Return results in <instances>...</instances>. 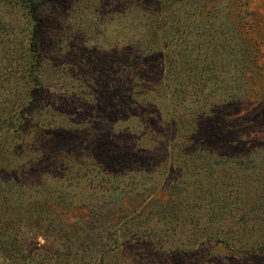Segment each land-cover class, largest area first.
<instances>
[{
    "label": "rangeland",
    "instance_id": "374dc122",
    "mask_svg": "<svg viewBox=\"0 0 264 264\" xmlns=\"http://www.w3.org/2000/svg\"><path fill=\"white\" fill-rule=\"evenodd\" d=\"M22 1L0 0V66L25 59L35 29L39 87L33 104L29 87L15 102L24 133L0 125V180L10 179L0 198L28 207L14 222L15 248L0 244V264H264V0L225 7L238 28L226 36L251 49V64H239L254 66L246 95L223 111L211 106L214 115L199 117L195 140L179 149L213 158L200 161L164 148L174 132L161 95L154 108L114 113L118 53L143 48L135 25L157 0H46L39 27ZM213 6L207 0L201 15ZM157 33L153 43L164 47L170 33ZM130 115L134 129L145 121L144 148L121 134ZM32 204L45 210L40 223Z\"/></svg>",
    "mask_w": 264,
    "mask_h": 264
},
{
    "label": "trees",
    "instance_id": "16d2710c",
    "mask_svg": "<svg viewBox=\"0 0 264 264\" xmlns=\"http://www.w3.org/2000/svg\"><path fill=\"white\" fill-rule=\"evenodd\" d=\"M188 1L157 0L156 10L152 11V16L148 12L144 13L145 10L141 13L135 27L142 31L144 46L137 49L138 51L133 45L120 48L115 81L118 96L114 113L127 114L133 107L135 108V105L154 108L153 94L162 96L165 109L167 108L164 115L167 116L174 132V135L165 141L168 145H164V148L169 147L177 155L182 147L189 146L188 144L195 140L194 128L198 127L199 117L210 118L214 115L210 110L211 106L219 107L223 111L231 102L238 100L237 94L243 92L244 96L246 95L244 89L247 84L246 73L250 72L254 66L253 63L252 67L239 64V62L251 64L248 57L251 55V49L246 51L247 48L244 47L242 40L239 41L240 47L238 41H233L231 35L226 36L229 30L237 34L235 28L238 29L237 24L229 20L228 10L225 9L232 0H212L216 6H213L212 10L210 7L205 9L203 15H201L202 5H205L207 0H197L196 5L193 3L190 6ZM14 3L18 4L16 1ZM45 3L46 0H36L30 5L25 0L21 2V5L27 4L22 5L28 8L26 17L32 20V24L36 27L41 25L42 15L40 13ZM185 6H189L190 10H184ZM180 8L184 11L183 14H186L182 18L177 17L170 20L165 15H161V12L169 15ZM222 15L224 18H221ZM159 29H165L170 33L165 34V36L169 35L168 40L163 42L164 47L161 48L154 45ZM36 32L34 29L30 46L23 52L22 58L25 59H19L18 66L14 63L15 59L11 61L7 59L8 62L0 66V95H2L0 111L4 113L0 125L1 127L4 125L6 132L7 129L14 127L17 136L25 131L22 125H14L15 115L20 111L19 108L15 109V102L18 98H22L21 92L29 87L28 103L33 104L36 100L33 86L39 87L38 76L34 73L40 67ZM152 35L153 41L146 38ZM146 75H148L147 79L144 78ZM152 83L155 86H152ZM159 91L161 94L158 93ZM211 98L213 101L214 99H219V101L211 104ZM134 116L130 115L123 123L125 127L121 134L125 136L124 139L133 142L132 147L140 145L139 147L144 148L148 142L147 140L142 143L147 139L144 133L146 124L144 119L138 117L136 122L142 125L140 126L142 128L134 129ZM181 153L194 159H213L208 153L204 154L202 151L201 153ZM208 167L213 169L211 166ZM9 181V177H5L3 181L0 180V193L8 192L5 187L9 186ZM7 200L6 196L0 198V244L3 246L6 244L7 248L11 246L15 248L16 238L12 233L14 222L18 217L27 218L28 207L25 209L12 208L6 204ZM32 206L36 219L40 223L41 215L45 210L40 204H32ZM6 247L2 249L8 250ZM5 254L6 258L12 256V254Z\"/></svg>",
    "mask_w": 264,
    "mask_h": 264
}]
</instances>
